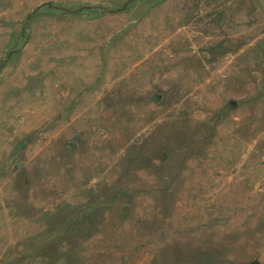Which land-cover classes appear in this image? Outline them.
<instances>
[{
  "label": "rangeland",
  "instance_id": "obj_1",
  "mask_svg": "<svg viewBox=\"0 0 264 264\" xmlns=\"http://www.w3.org/2000/svg\"><path fill=\"white\" fill-rule=\"evenodd\" d=\"M0 264H264V0H0Z\"/></svg>",
  "mask_w": 264,
  "mask_h": 264
}]
</instances>
